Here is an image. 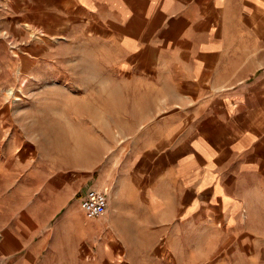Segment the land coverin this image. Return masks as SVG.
I'll return each mask as SVG.
<instances>
[{
	"label": "crops",
	"instance_id": "crops-1",
	"mask_svg": "<svg viewBox=\"0 0 264 264\" xmlns=\"http://www.w3.org/2000/svg\"><path fill=\"white\" fill-rule=\"evenodd\" d=\"M35 1L118 47L125 79L156 89V143L106 155L84 183L83 196L108 195L101 234L68 212L50 236L68 248L7 231L0 264H197L224 256L226 234L233 254L264 263V0ZM129 241L146 242L136 258Z\"/></svg>",
	"mask_w": 264,
	"mask_h": 264
},
{
	"label": "rangeland",
	"instance_id": "rangeland-1",
	"mask_svg": "<svg viewBox=\"0 0 264 264\" xmlns=\"http://www.w3.org/2000/svg\"><path fill=\"white\" fill-rule=\"evenodd\" d=\"M8 4L0 9V237L27 231L37 244L49 231L51 245L68 248L50 237L54 226L68 212L87 220L80 207L83 185L103 168L106 155L156 143L160 98L156 89L125 79L118 47L84 38V29L65 23L62 12L41 16L35 0ZM87 221L94 224L82 233L103 232L104 216ZM144 243L129 241L130 254L136 258ZM234 245L226 234L224 256L193 262L251 264L233 254ZM177 260L188 263L185 256Z\"/></svg>",
	"mask_w": 264,
	"mask_h": 264
},
{
	"label": "built area",
	"instance_id": "built-area-1",
	"mask_svg": "<svg viewBox=\"0 0 264 264\" xmlns=\"http://www.w3.org/2000/svg\"><path fill=\"white\" fill-rule=\"evenodd\" d=\"M108 195L103 190L90 188L81 198L80 207L87 220L103 216L108 210Z\"/></svg>",
	"mask_w": 264,
	"mask_h": 264
},
{
	"label": "bare ground",
	"instance_id": "bare-ground-1",
	"mask_svg": "<svg viewBox=\"0 0 264 264\" xmlns=\"http://www.w3.org/2000/svg\"><path fill=\"white\" fill-rule=\"evenodd\" d=\"M8 94L11 96L13 95V90L9 91Z\"/></svg>",
	"mask_w": 264,
	"mask_h": 264
}]
</instances>
